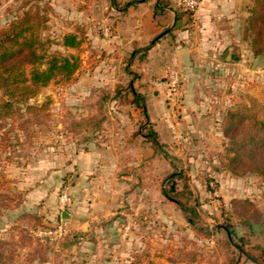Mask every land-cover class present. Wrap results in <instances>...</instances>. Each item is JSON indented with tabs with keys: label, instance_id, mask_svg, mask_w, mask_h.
Returning <instances> with one entry per match:
<instances>
[{
	"label": "rangeland",
	"instance_id": "1",
	"mask_svg": "<svg viewBox=\"0 0 264 264\" xmlns=\"http://www.w3.org/2000/svg\"><path fill=\"white\" fill-rule=\"evenodd\" d=\"M251 1L237 25L239 37L217 56L221 60L224 52L223 61L235 64L219 70L215 81L213 72H205L211 75L206 84L196 86L201 98H193L196 88L185 85L186 72L168 60L160 57L158 69H144L147 49L139 58L130 47L118 53L107 47L116 31L114 15L107 16L110 7L96 6L95 0H0V29L29 8L47 7L48 27L41 32L47 56L82 57L73 80L53 81L30 101L48 103L44 111L28 112L14 103L0 113L4 264H111L113 258L120 264H264V180L235 174L224 157L229 110L264 98V53L255 55L245 39ZM176 8L186 18L185 28L193 26L198 8L186 10L180 3ZM69 32L84 37L80 48L63 45ZM4 99L0 89V106ZM98 145L109 151L108 186L120 198H108L113 211L96 216L98 190L82 184L74 158ZM58 156L66 162L60 181L42 167L43 159L53 158L49 170H58ZM174 171L188 177L176 178L177 188L191 190L199 230L163 193ZM247 201L256 208L250 217L244 216ZM82 222L87 227L80 228ZM123 239L130 244L125 250Z\"/></svg>",
	"mask_w": 264,
	"mask_h": 264
},
{
	"label": "crops",
	"instance_id": "2",
	"mask_svg": "<svg viewBox=\"0 0 264 264\" xmlns=\"http://www.w3.org/2000/svg\"><path fill=\"white\" fill-rule=\"evenodd\" d=\"M248 3L249 0H201L196 12V22L185 28L186 18L176 8L179 0H95L96 6L105 5L113 10L109 15L107 13V16L114 15L116 23L113 44L107 45L110 50L120 48V52H123L124 47H130L133 49L132 55L140 58L147 49L148 58L142 59L141 63L144 69H158L159 58H164L186 72L185 85L194 88L206 84L207 76L211 75L205 72H213L211 77L215 81L219 70L235 64L223 61L224 52L221 60L217 56L226 44L236 39V35L239 37L240 26L237 25L241 24L245 14L243 8ZM194 91L193 98H201L199 90L196 88ZM108 152L105 146H91L77 153L74 158L75 168L80 169L77 173L82 184L90 186L91 190H98L94 199L95 211L92 213L96 216L100 212L113 211V208L109 209L108 198H120V192H116L113 185L110 186L111 189L108 186L111 174ZM63 159L60 162L58 156V170H49V160H54L53 158L43 159L42 167H47L45 174L60 181L66 172V162ZM107 190L111 191L106 192ZM109 193L112 197L107 196ZM111 204L114 205L113 202ZM86 224L82 222L78 226L84 228L87 227ZM129 245L123 239L122 250ZM117 255L116 251L115 256ZM111 264H120V261L113 258Z\"/></svg>",
	"mask_w": 264,
	"mask_h": 264
},
{
	"label": "trees",
	"instance_id": "3",
	"mask_svg": "<svg viewBox=\"0 0 264 264\" xmlns=\"http://www.w3.org/2000/svg\"><path fill=\"white\" fill-rule=\"evenodd\" d=\"M245 20V39L255 55L264 53V0H252L248 6ZM49 14L47 7L35 6L27 9L21 17L11 21L0 29V89L7 96L0 106L12 107L14 103L24 105L28 112L41 113L48 103L38 105L30 101L36 97L43 87L53 81L67 82L73 80L82 66L79 54L64 55L62 53L47 56L43 50L45 41L42 30L48 27ZM84 37L79 32L63 35L62 43L66 47L80 48ZM145 112H146V108ZM224 132L229 139L224 157L228 160L226 167L235 174L254 173L264 180V98H252L251 103L229 110L224 121ZM156 146L160 145L156 137L152 138ZM188 179L181 171L171 172L166 176L170 186L163 188L164 195L176 202L186 214L190 223L196 224V205L191 202V190L186 187L178 190L176 178ZM187 185V184H185ZM184 197H187L184 200ZM9 208V203H2ZM247 212L256 209L247 201ZM257 224L253 223V228ZM3 240L0 239V245ZM243 249L242 245H239ZM4 252L0 249V262ZM254 259L252 254L247 253ZM260 261V258H257ZM138 264V263H133Z\"/></svg>",
	"mask_w": 264,
	"mask_h": 264
},
{
	"label": "built area",
	"instance_id": "4",
	"mask_svg": "<svg viewBox=\"0 0 264 264\" xmlns=\"http://www.w3.org/2000/svg\"><path fill=\"white\" fill-rule=\"evenodd\" d=\"M180 5L186 9V10H196L200 4V0H179ZM179 83V75L178 73H175L172 75V82L171 85L173 86L174 89L177 88V85ZM68 200L67 194H64L62 196V201L66 202Z\"/></svg>",
	"mask_w": 264,
	"mask_h": 264
},
{
	"label": "water",
	"instance_id": "5",
	"mask_svg": "<svg viewBox=\"0 0 264 264\" xmlns=\"http://www.w3.org/2000/svg\"><path fill=\"white\" fill-rule=\"evenodd\" d=\"M69 212L68 211H66V210H64L63 212H62V218L63 219H67L68 217H69ZM220 226H222V227H224L227 231H228V227L226 226V225H220ZM229 232V231H228Z\"/></svg>",
	"mask_w": 264,
	"mask_h": 264
}]
</instances>
